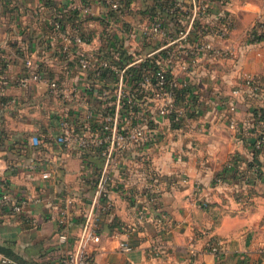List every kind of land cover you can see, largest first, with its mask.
Returning <instances> with one entry per match:
<instances>
[{"label": "crops", "instance_id": "1", "mask_svg": "<svg viewBox=\"0 0 264 264\" xmlns=\"http://www.w3.org/2000/svg\"><path fill=\"white\" fill-rule=\"evenodd\" d=\"M129 2L124 20L114 23L131 26L165 0ZM88 3L92 11L86 13L81 7ZM228 7L235 26L229 40L216 44L235 46L236 55L201 58L185 76L190 90L180 98L182 120L157 119L166 130L164 142L130 152L121 159L125 171L108 169L96 149L62 146L55 137L64 116L101 122L99 95L106 85L89 89L77 81L75 64L69 68L59 56L65 34L79 25L91 41L87 46L104 54L128 37L109 26L97 1L0 0V52L7 56L0 74L10 79L5 89L10 104L0 115V195L10 193L24 204L20 212L0 207V264H59L66 249L80 246L88 227L100 236L88 241L89 264H264V151L253 152L254 141L264 133V38L248 36L251 24L264 20V0H229ZM213 11L220 12V6ZM54 19L61 21L60 28ZM176 19V29L188 21ZM196 39L193 32L190 40ZM11 52L31 58L44 79L20 84L25 70ZM249 73L261 80L260 92H245L250 90L241 82ZM51 79L61 82L68 99L51 93ZM237 86L243 92L236 95ZM232 100L235 111L229 109ZM145 157L162 177L161 198L153 207ZM104 174L111 179L102 193ZM218 176L226 183L219 184ZM140 206L148 207L144 219L138 217ZM163 215L166 221L159 222ZM123 240L133 248L121 250ZM215 242L220 254L208 247Z\"/></svg>", "mask_w": 264, "mask_h": 264}, {"label": "built area", "instance_id": "2", "mask_svg": "<svg viewBox=\"0 0 264 264\" xmlns=\"http://www.w3.org/2000/svg\"><path fill=\"white\" fill-rule=\"evenodd\" d=\"M88 1L99 2L106 11V18L110 20L109 26L113 25L117 33L128 38L118 43V49L104 54L98 47L87 46L91 41L79 25H74L70 34H65L59 56L66 61L69 68L72 62L75 64L77 81L80 80L82 85L89 89L101 82L106 85L102 87L99 95L101 122L94 125L83 123L80 118L71 120L64 116L61 121L62 132L55 140L62 146L76 144L82 148L96 149L106 160L108 169L125 168L126 171L128 167L121 164L122 158L127 159L129 153L134 150L144 152L164 142L166 130L159 126L157 119L170 118L172 124L182 120L184 108L180 106L181 89L189 86L185 76L197 67L201 58L208 54H213L218 59L236 55L235 46L216 44V41L230 39L235 20L232 10L228 7L229 0H165L161 8H157L153 14L126 26L114 22L118 17L124 20V15L130 7L129 0ZM215 5L220 6V12L213 11ZM71 7L78 6L72 1ZM81 8L86 13L92 11L90 3ZM182 16H186L188 21L185 27L176 29V18ZM169 17H173V20ZM52 23L56 28L62 25L59 19L52 20ZM193 32L197 39L191 41ZM263 33L264 20H255L248 30L252 41H259V36ZM11 54L25 70L18 80L20 84L34 85L44 79L42 72L35 70L31 58L22 57L15 52ZM6 57L0 52V66L4 64ZM241 83L250 90L245 92L251 94L260 92L263 88L261 80L255 74H247ZM8 84L10 79L0 74V115L10 104V100L5 98ZM49 87L51 93L68 99L59 80L51 79ZM74 87L77 90L78 86ZM233 92L237 95L242 93L243 89L237 86ZM151 107L155 108L153 112ZM229 109H237L236 100L229 103ZM92 116L93 111L89 110V117ZM230 125L234 128L237 126L236 120L231 116ZM33 140L36 144L40 143L39 136H34ZM254 143L256 149H263L264 133L260 134ZM147 160L148 158L144 162L147 166L145 174L152 179L147 189L148 202L153 207L159 204L161 198L162 177L153 171L152 163ZM256 169L254 168L255 171ZM110 179L106 174L103 175L99 183L100 192H105ZM216 181L221 185L226 183L223 176H218ZM3 206H11L14 211L20 212L24 204L10 193H4L0 195V207ZM147 214L148 207L138 208L140 219L146 218ZM158 220L164 222L166 217L163 215ZM90 240L99 241L100 236L88 227L80 246L73 250L66 249L59 264H89L93 257L88 248ZM208 247L216 254L221 253L218 242L211 243ZM120 248L129 251L133 246L123 240ZM161 251L159 249L156 254H161ZM190 252L196 254V249L191 246Z\"/></svg>", "mask_w": 264, "mask_h": 264}, {"label": "trees", "instance_id": "3", "mask_svg": "<svg viewBox=\"0 0 264 264\" xmlns=\"http://www.w3.org/2000/svg\"><path fill=\"white\" fill-rule=\"evenodd\" d=\"M262 38H264V33L259 36V39L260 40ZM181 90H182L181 91L182 93L180 92L181 93V96L180 97H182L187 91H189L190 90V87L188 86L187 88H182ZM260 115H262V117H264V112L263 111H260ZM254 145H255V143L253 144V152H254V154H256L257 152H260V151H264V148L263 149H256Z\"/></svg>", "mask_w": 264, "mask_h": 264}]
</instances>
